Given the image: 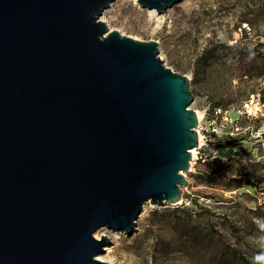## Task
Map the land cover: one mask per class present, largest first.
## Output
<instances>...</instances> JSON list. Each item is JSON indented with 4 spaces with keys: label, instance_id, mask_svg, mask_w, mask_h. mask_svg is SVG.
<instances>
[{
    "label": "water",
    "instance_id": "95a60500",
    "mask_svg": "<svg viewBox=\"0 0 264 264\" xmlns=\"http://www.w3.org/2000/svg\"><path fill=\"white\" fill-rule=\"evenodd\" d=\"M113 1L0 0V264H108L96 232L130 237L146 203H181L189 80L156 42L108 30Z\"/></svg>",
    "mask_w": 264,
    "mask_h": 264
},
{
    "label": "rangeland",
    "instance_id": "374dc122",
    "mask_svg": "<svg viewBox=\"0 0 264 264\" xmlns=\"http://www.w3.org/2000/svg\"><path fill=\"white\" fill-rule=\"evenodd\" d=\"M108 30L157 43L189 80L204 144L175 206L149 203L134 234L111 238L112 264H258L264 254V0H183L151 18L114 0ZM194 149H197L194 148ZM264 264V262H260Z\"/></svg>",
    "mask_w": 264,
    "mask_h": 264
},
{
    "label": "bare ground",
    "instance_id": "6f19581e",
    "mask_svg": "<svg viewBox=\"0 0 264 264\" xmlns=\"http://www.w3.org/2000/svg\"><path fill=\"white\" fill-rule=\"evenodd\" d=\"M134 1L136 2V0H134ZM148 14H149V16L151 18H155L157 20L159 19V13H157L156 10H154V9L148 10ZM196 114H197V118H198V126H197V131H198V135H199L198 146H200L202 144V137L200 135V131L199 130H200V121H201L202 116H201V114L199 112H196ZM191 153H192V159L190 161V165L192 166L193 162H195V160H196L195 149H193ZM98 232L95 233V238L96 239H99L101 236H106L108 238H111L109 235H105V234L98 235ZM111 252H112L111 247L107 246L104 249V253L102 255L97 256V259L100 260V261H104V262H106L108 264H112L110 262V260H109L110 257H111Z\"/></svg>",
    "mask_w": 264,
    "mask_h": 264
},
{
    "label": "clouds",
    "instance_id": "9594fccd",
    "mask_svg": "<svg viewBox=\"0 0 264 264\" xmlns=\"http://www.w3.org/2000/svg\"><path fill=\"white\" fill-rule=\"evenodd\" d=\"M255 261L258 262V264H260V262H264V254L256 256Z\"/></svg>",
    "mask_w": 264,
    "mask_h": 264
},
{
    "label": "built area",
    "instance_id": "2783aa9c",
    "mask_svg": "<svg viewBox=\"0 0 264 264\" xmlns=\"http://www.w3.org/2000/svg\"><path fill=\"white\" fill-rule=\"evenodd\" d=\"M203 144H204V141H202V144L200 146H198L197 149H195V155H197L198 149H200Z\"/></svg>",
    "mask_w": 264,
    "mask_h": 264
}]
</instances>
